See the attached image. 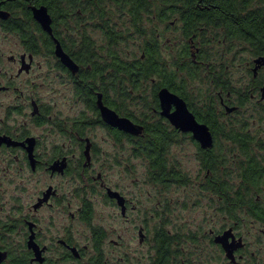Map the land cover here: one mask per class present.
<instances>
[{
	"label": "rangeland",
	"instance_id": "rangeland-1",
	"mask_svg": "<svg viewBox=\"0 0 264 264\" xmlns=\"http://www.w3.org/2000/svg\"><path fill=\"white\" fill-rule=\"evenodd\" d=\"M253 5L264 7V0H253ZM110 10L114 12V20L118 22L119 28H123L126 34L125 40L117 45V52L127 61L139 58L146 38L135 31L130 18L120 16L115 9ZM177 17L172 15L171 19L176 23L168 28L158 19H154L155 25L148 24L145 14L144 24L141 25L147 30H153L155 27L156 32L163 33L158 42L171 69L173 62L179 59L185 41ZM66 26L60 25V28L64 30ZM94 29L89 28V32L95 38L97 53L103 57L107 53L106 42L101 32ZM205 39L204 44L200 43V40L196 42L192 50L197 52V47H202L209 52L212 65H245L250 59L251 55L245 42L222 41L223 35L219 30L209 29ZM21 49L15 35L0 30V78L4 75V67L10 66L7 57L22 52ZM45 59L39 58L43 64L42 68L36 67L30 75L25 74L17 81V90L0 92V129L8 126L15 129L21 127L23 131L40 135L43 144L41 156L44 162H50L59 154L75 157L67 175L51 178L45 170L36 175L29 171L19 172V161L8 151L0 149V199L5 205L3 217L8 214L16 216L17 211L13 212L12 208L21 193L30 200L41 188L45 190L49 184H53L59 189L60 200L56 206L44 208L40 212L45 238L62 235L67 229L65 226H69L76 241L89 246L88 256H101L108 264H119L120 257L124 259L122 264H148L156 256V233L164 230L175 238L176 243L173 244L172 250L182 254L185 264H229L222 250L213 244L209 230L230 224L231 216L223 198L208 189V183L205 181L206 171L200 166L197 148L193 142L183 137L172 145L170 159L179 165L177 167L183 174L190 177L188 176L187 184H176L168 189L151 181L148 163L141 157H134L129 140L118 142L103 125H92L87 130V135L93 143L92 152L88 153L87 159H83L80 152H66L68 146L73 144L71 139H74L67 133L68 125H73L76 118L83 116L92 120L95 118L94 111L75 96L74 89L64 83L60 73L51 70L53 62ZM196 69L198 76L195 78L189 77L186 72H182L180 76H186L185 91L198 107L211 95L212 76L209 65H197ZM233 70L236 76L243 74L240 68L235 67ZM145 85L140 92H132L131 97L125 101L126 111L141 120L145 117L156 119L152 109L154 85L151 81ZM31 95L38 98L44 110L47 109L51 115L50 121L41 127L32 122L31 109L28 114L14 112L7 116L9 107L17 106ZM261 128L264 129V125ZM257 152L264 155V149L262 153L258 150ZM226 156L229 157L228 152ZM83 164L87 165L85 171L81 168ZM219 172L221 174L224 170ZM99 173L107 185L117 189L128 199L129 210L126 217L122 216L120 207L108 199L106 191L94 179ZM221 176L223 177V174ZM85 198L92 202L94 209L91 223L83 222L79 217L72 219L67 212L68 204L72 212H77ZM238 215L239 218H246L242 224L252 222L253 218H248L246 213L241 212ZM141 227L145 228L147 235L144 242L140 241ZM94 228H101L104 233L99 252L94 246ZM248 228L249 230L243 231L242 234L249 243V251L256 254L249 264H264V226L257 224L256 228Z\"/></svg>",
	"mask_w": 264,
	"mask_h": 264
},
{
	"label": "flooded vegetation",
	"instance_id": "flooded-vegetation-1",
	"mask_svg": "<svg viewBox=\"0 0 264 264\" xmlns=\"http://www.w3.org/2000/svg\"><path fill=\"white\" fill-rule=\"evenodd\" d=\"M83 2L85 4L84 16H77L75 10H73L66 17H60L58 13L54 14L51 12L44 3L36 4L31 0H0V30L4 33L15 35L19 45L22 47V52L11 54L7 57L10 66L8 68L4 67V75L0 78V92L17 90V81L23 75H30L36 67H43L42 62L39 60L40 57H43L53 62L51 70L60 73L64 83L74 89L75 96L91 109L88 97L85 96L86 93L84 96L79 93L80 88H86L91 84L88 75L91 70V61L86 55L83 58L84 49L82 44L86 37L95 40L91 32H89V28H95L94 30L101 32L104 39H107L109 33H105V29L103 30L95 24L97 22L98 3L86 0H83ZM110 4L113 7H110ZM43 5L48 8L52 17V33L45 31L34 17L33 7ZM104 5L105 11L101 12H105V15L111 18L112 31L122 32V36H126L123 28H119L118 22L114 20L115 14L110 9H115V12H118L122 17L130 18L129 12L122 10L117 2L105 3ZM149 5V11L142 13L143 20L146 14L148 24L155 25L154 19H158L161 24L168 26V28L173 24L175 25L176 21L174 22L171 19L173 13L165 0H149ZM24 9L31 13L29 20L25 15ZM78 13L80 14L82 11L79 10ZM66 19L67 21H65ZM176 19L182 24L179 17ZM80 21L83 22L80 23ZM65 24L67 26L64 30L67 32L60 28V25ZM142 24H144L143 21ZM28 25H30L29 32L23 33L19 31L20 27H28ZM133 28L146 39L159 41L163 35V33L156 32L157 29L155 27L153 30H147L143 27L139 29L133 25ZM181 32L185 38L182 28ZM194 38L197 37H191V41ZM57 41L77 64V70L67 66L57 55ZM245 43L248 47L247 51L251 55L245 65L228 64L215 65L213 67L211 95H208L205 103L202 101L197 107L193 102H191V105L184 98L197 121L209 127L213 137L212 146L203 147L194 138L192 132L176 128L167 117L163 116L161 114L162 108L159 96V109L155 110L158 114L154 113V117H162L168 121L169 129L166 132L168 134L173 133L172 136H174L167 139L170 142L166 154L169 174L172 171V167L178 169L177 172L180 174H183L181 169L177 167L179 165L174 164L172 159H170L169 152L172 145L178 143L184 137L189 138L196 146L198 161L202 169L206 171L205 181L214 186L211 191L217 193L215 186L220 179L231 185L229 194L231 200L229 202L231 223L222 228H211L209 230V237L212 241L217 235L223 234L227 230L232 231L233 236L229 240L236 246L233 252L234 262L227 257L222 245L214 241V245L222 250L229 264H249L253 260L256 254L249 251V243L242 232L248 231V227L256 228L257 224L264 226V217L260 216V214H264V155L257 152L258 150L262 153L264 149V129L261 128L264 125V41L260 42L258 46H253L250 42ZM258 60L261 61L258 62ZM235 67L240 68L243 74L236 76L233 70ZM4 81L5 83H3ZM165 87L167 86H161L157 93ZM29 109H31V120L37 127H41L50 121L51 115L48 110H44L42 102L34 95L24 98L17 106L9 107L7 116L14 112L20 114L26 112L28 114ZM171 111H175V106L172 107ZM120 115L129 117L136 124L142 126V132L139 135L121 131L132 136L134 157H141L144 162L148 163L149 167L148 159L138 154L139 146L136 144L138 136L142 135L145 130L143 123L140 122L141 119H134L124 114ZM91 121L90 118L83 116L76 118L73 125H68L67 133L69 137L74 139H71L73 144L68 146L69 148L65 150L66 152H80L82 153V158L87 159L88 153L92 152L93 148V143L87 135V130L92 126ZM103 122L107 124L104 120ZM0 137H5L11 142L0 143V149L8 151L16 161H19V172L26 173L29 171L31 174L36 175L45 170L50 174L51 178L64 176L70 172V165L75 155L59 154L55 155L50 162H44L41 156L43 144L40 135H34L30 131H23L21 127L15 129L12 126H8L0 129ZM64 147L66 148V144H64ZM227 152L229 157L226 156ZM64 158H66L64 169L62 171L53 170L52 166ZM86 167L87 165L85 164L81 166L84 171ZM221 169L224 170L221 173L223 177L219 172ZM149 177L152 182H155L150 176V171ZM94 179L106 191L108 199L120 207L122 216L126 217L129 210V201L123 193L107 185L101 173ZM167 181L168 185L165 186L167 189L176 184L184 185L181 182V178H179V183L178 179L171 175L167 178ZM108 188L119 192L124 197V205H121L116 198L109 196ZM240 197L243 199L239 203ZM58 200H60L59 189L53 184H49L45 190L41 188L30 200H27L25 194L21 193L12 208L13 212L17 211L16 216L13 217L8 214L4 218L5 205L0 199V264H108L101 256H88L89 246L87 244L81 245L77 242L69 226H65L67 229L63 231L62 235L52 236L50 239L44 237L40 212L44 208L56 206ZM85 200L91 202L85 198L77 212H72L70 204H68L67 212L72 219L79 217L83 222L91 223L92 219L85 216ZM241 212L246 213L248 218H253L250 224H242V221L246 220V218H239L238 214ZM144 230V227L139 229L141 242H144L147 237ZM93 233L94 246L99 252L104 233L101 228H94ZM169 236L171 235L169 234ZM174 243H176L175 238ZM171 251L173 250L171 249ZM156 256L148 264H155ZM182 258L181 253L173 252L167 262L168 264H172V261H174L173 264H185ZM118 260L119 264H122L124 259L120 257ZM260 263L263 262L260 261Z\"/></svg>",
	"mask_w": 264,
	"mask_h": 264
},
{
	"label": "trees",
	"instance_id": "trees-1",
	"mask_svg": "<svg viewBox=\"0 0 264 264\" xmlns=\"http://www.w3.org/2000/svg\"><path fill=\"white\" fill-rule=\"evenodd\" d=\"M36 4H46L51 12L58 13L60 17H66L75 10L77 16H84L85 4L83 0H31ZM98 3V12L96 14L95 24L101 29H105V33H109L105 39L107 53L101 57L97 53L95 40L86 37L82 47L84 55L91 61V70L88 75L91 80L90 86L86 88H78L82 96L88 97L90 108L94 111L95 118L92 119L91 125L100 124L107 127L113 134L115 140L120 142L122 139H128L134 143L132 136L121 130L113 128L105 124L101 118L99 109L96 105L97 93L101 92L103 101L108 106L114 108L118 113L133 117V114L126 111L125 101L131 97V93L140 92L145 83L151 81L154 85L153 99L154 113L159 109L158 89L161 86H167L174 92H177L185 98L191 105L188 94L186 93V76H180L182 72H186L189 77L198 76L196 66L209 65L210 73L213 72L215 65L211 63V55L202 47H197V52L192 50L193 46L198 43L206 42L205 35L210 29L219 30L222 35V41L231 42L234 40L250 42L253 46H258L264 41V7L254 6L253 0H165L167 6L174 15H177L182 22L181 28L185 35V41L179 53V59L173 62V68L163 57L162 49L157 40L146 39L143 47L142 55L132 61L124 59L116 47L119 42L125 40L122 32L112 31L111 18L105 15V3L117 2L122 10H126L130 14L131 22L134 27L141 29L143 21V12H148L150 5L149 0H86ZM25 10L28 20L31 17L30 11ZM81 10L82 13H78ZM67 21V19L65 20ZM83 21H80L82 23ZM26 28V30H25ZM28 27H20L19 31L29 32ZM191 37L194 38L191 41ZM207 68V67H206ZM154 80H156L154 82ZM130 88H128V87ZM121 100V102H119ZM140 121V120H139ZM144 125V133L138 136L139 146L138 154L146 157L149 161L150 176L155 183L161 186L168 185L167 178L171 175L178 179L181 178L183 184L188 183V177L185 174L177 172L178 169L172 167L169 174L166 154L168 152L170 142L169 138H173V133L168 134V121L165 118L156 116V119L143 118L140 121ZM130 137V138H129ZM210 167V166H209ZM180 183V181H179ZM210 190L213 189L212 184H208ZM217 193L226 203V208L230 212L229 202L231 185L220 179L216 184ZM243 198H239L242 201ZM85 216L92 219L94 209L91 202L84 201ZM264 217V214H260ZM156 263L168 264L167 260L172 256L171 251L174 244V238L164 230L156 233ZM215 243L214 240L212 241ZM172 264L174 261L171 262Z\"/></svg>",
	"mask_w": 264,
	"mask_h": 264
},
{
	"label": "water",
	"instance_id": "water-1",
	"mask_svg": "<svg viewBox=\"0 0 264 264\" xmlns=\"http://www.w3.org/2000/svg\"><path fill=\"white\" fill-rule=\"evenodd\" d=\"M33 13L35 19L42 25L45 31L52 33V17L46 6L33 7ZM56 53L61 58L62 62L70 68L77 70V64L71 59V57L64 51L61 44L57 41ZM264 60V59H263ZM261 60H258L260 62ZM161 103V114L167 117L171 123L183 131L192 132L194 138L198 140L203 147H210L213 144V137L206 124L199 123L194 113L189 109L187 102L184 98L179 96L177 93L171 91L169 88H162L158 93ZM97 105L100 110L102 119L110 126L123 130L125 132L139 135L142 132V126L136 124L129 117L121 116L116 110L106 105L103 101L102 93L97 95ZM175 106V111H171L172 107ZM2 142L11 143L5 137H0ZM66 166V158L62 161L56 162L53 166V170L62 171ZM107 192L111 198H116L121 205H124V197L119 192L108 188ZM233 236L231 230L225 231L223 234L217 235L214 238L216 243L222 245L226 251V255L233 262L235 261L233 252L235 245L230 242V237ZM32 241V237H31ZM32 243V242H31ZM32 245V244H31Z\"/></svg>",
	"mask_w": 264,
	"mask_h": 264
}]
</instances>
